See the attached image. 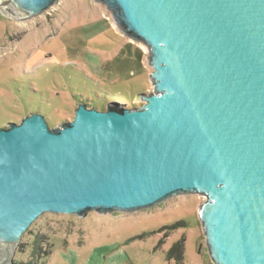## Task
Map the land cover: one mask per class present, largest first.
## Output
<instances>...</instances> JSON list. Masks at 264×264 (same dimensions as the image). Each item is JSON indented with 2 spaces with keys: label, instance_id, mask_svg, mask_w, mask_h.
<instances>
[{
  "label": "water",
  "instance_id": "obj_1",
  "mask_svg": "<svg viewBox=\"0 0 264 264\" xmlns=\"http://www.w3.org/2000/svg\"><path fill=\"white\" fill-rule=\"evenodd\" d=\"M149 49L143 105L79 102L50 127L39 112L0 127V264L42 214L130 213L206 197L214 264H264V0H94ZM58 0H0L18 21Z\"/></svg>",
  "mask_w": 264,
  "mask_h": 264
},
{
  "label": "rangeland",
  "instance_id": "obj_2",
  "mask_svg": "<svg viewBox=\"0 0 264 264\" xmlns=\"http://www.w3.org/2000/svg\"><path fill=\"white\" fill-rule=\"evenodd\" d=\"M152 71L147 45L126 37L94 0H58L24 21L0 11V127L33 112L60 127L79 102L140 107L143 93L154 92ZM205 199L178 194L130 213L92 210L83 217L46 212L23 235L15 260L36 258L40 239L45 264H214L198 218ZM180 221L187 225L172 228ZM183 236V257L169 258Z\"/></svg>",
  "mask_w": 264,
  "mask_h": 264
},
{
  "label": "trees",
  "instance_id": "obj_3",
  "mask_svg": "<svg viewBox=\"0 0 264 264\" xmlns=\"http://www.w3.org/2000/svg\"><path fill=\"white\" fill-rule=\"evenodd\" d=\"M125 94V93H123ZM127 96V94H125ZM184 225H187L186 222H183V221H180L178 223H176L172 228H177V227H180V226H184ZM40 239H38V244L35 246V252H36V258L35 257H32L31 259L29 260H15L14 261V264H45L44 261L40 260L39 259V250H40V247L41 245L39 244ZM185 237H181L179 240H177L173 245L172 247L170 248L169 252H168V257L171 258V257H176L177 259L178 258H182L183 255H184V249H185ZM52 254V248H50L48 250V252H46V255L45 257L47 258L49 255Z\"/></svg>",
  "mask_w": 264,
  "mask_h": 264
}]
</instances>
